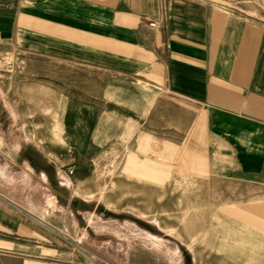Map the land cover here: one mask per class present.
<instances>
[{
	"label": "crops",
	"instance_id": "crops-1",
	"mask_svg": "<svg viewBox=\"0 0 264 264\" xmlns=\"http://www.w3.org/2000/svg\"><path fill=\"white\" fill-rule=\"evenodd\" d=\"M226 7L0 0V66L8 53L19 68L0 71V259L67 264L71 242L95 258L107 253L116 238L92 220L100 201L77 191L65 165L134 125L143 136L204 133L211 170L264 172V23ZM49 149L61 151L54 159Z\"/></svg>",
	"mask_w": 264,
	"mask_h": 264
},
{
	"label": "rangeland",
	"instance_id": "rangeland-1",
	"mask_svg": "<svg viewBox=\"0 0 264 264\" xmlns=\"http://www.w3.org/2000/svg\"><path fill=\"white\" fill-rule=\"evenodd\" d=\"M213 1L264 23V0ZM4 56L1 73L18 72L13 55ZM48 135L61 143L57 132ZM158 137L178 146L158 147ZM185 137L158 131L143 136L134 125L111 147L70 158L65 166L77 191L100 201L102 214L92 220H102V237L116 240L97 258L75 242L63 243L74 251L63 262L264 264V172L242 177L211 170L205 134ZM56 150H48L54 159ZM0 264L19 261L6 256Z\"/></svg>",
	"mask_w": 264,
	"mask_h": 264
},
{
	"label": "built area",
	"instance_id": "built-area-1",
	"mask_svg": "<svg viewBox=\"0 0 264 264\" xmlns=\"http://www.w3.org/2000/svg\"><path fill=\"white\" fill-rule=\"evenodd\" d=\"M148 24H149V26H152V27H153V26H156V22H155V21H149Z\"/></svg>",
	"mask_w": 264,
	"mask_h": 264
},
{
	"label": "water",
	"instance_id": "water-1",
	"mask_svg": "<svg viewBox=\"0 0 264 264\" xmlns=\"http://www.w3.org/2000/svg\"><path fill=\"white\" fill-rule=\"evenodd\" d=\"M226 7V6H225ZM226 8H228V7H226Z\"/></svg>",
	"mask_w": 264,
	"mask_h": 264
}]
</instances>
